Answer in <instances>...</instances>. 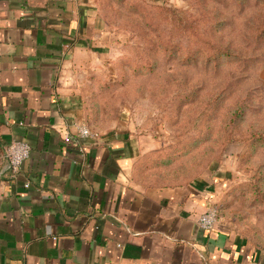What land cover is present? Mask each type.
<instances>
[{
    "label": "crops",
    "instance_id": "crops-1",
    "mask_svg": "<svg viewBox=\"0 0 264 264\" xmlns=\"http://www.w3.org/2000/svg\"><path fill=\"white\" fill-rule=\"evenodd\" d=\"M106 40L97 0H0V264H264L238 233L200 228L212 185L138 180L139 136L64 141L84 124L70 65ZM14 140L31 151L13 178Z\"/></svg>",
    "mask_w": 264,
    "mask_h": 264
},
{
    "label": "rangeland",
    "instance_id": "rangeland-1",
    "mask_svg": "<svg viewBox=\"0 0 264 264\" xmlns=\"http://www.w3.org/2000/svg\"><path fill=\"white\" fill-rule=\"evenodd\" d=\"M74 58L84 124L143 140L139 181L214 187L215 225L264 249V0H97Z\"/></svg>",
    "mask_w": 264,
    "mask_h": 264
},
{
    "label": "built area",
    "instance_id": "built-area-1",
    "mask_svg": "<svg viewBox=\"0 0 264 264\" xmlns=\"http://www.w3.org/2000/svg\"><path fill=\"white\" fill-rule=\"evenodd\" d=\"M98 136V132L85 124L80 125L77 128L76 133L73 135L67 133L64 136V141L66 143H78L81 139L85 138H96ZM30 145L23 140H14L9 143L5 148V158L7 161L8 169L10 171L11 177H16L25 160H27L30 156ZM25 187H28L29 184L25 183ZM217 218V210L215 207H208L206 210L200 215L198 219V224L200 228L205 231H210L214 228L215 221Z\"/></svg>",
    "mask_w": 264,
    "mask_h": 264
}]
</instances>
